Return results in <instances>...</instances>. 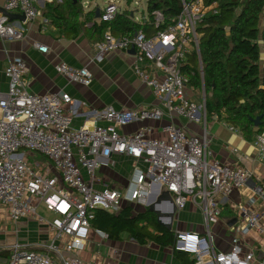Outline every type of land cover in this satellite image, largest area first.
<instances>
[{
    "label": "built area",
    "instance_id": "obj_1",
    "mask_svg": "<svg viewBox=\"0 0 264 264\" xmlns=\"http://www.w3.org/2000/svg\"><path fill=\"white\" fill-rule=\"evenodd\" d=\"M47 1L55 0H4L0 38H22V23L42 17L40 3ZM215 7L216 2L206 5L203 0H181L180 11L168 22L161 11L153 10L151 35L139 29L116 36L106 27L95 43L93 59L99 62L110 51L128 52L133 46V73L171 115L204 125V93L199 103L186 94L187 89L192 94L193 91L182 68L188 55L195 52L202 74L196 29ZM99 10L96 21L109 23L120 7L114 0H107ZM13 11L21 12L24 18L18 20L7 14ZM143 20H149L148 13L140 22ZM37 49L45 52L47 47L37 45ZM55 69L71 83L86 86L92 78L85 66L60 62ZM27 70L21 58L9 60L4 68L7 87L0 91V205L12 221H17L37 216L36 206L42 203L55 215L49 223L53 235L41 250L13 244L5 264H81L79 252L86 246L95 210L117 213L125 204L149 205L156 189L157 195L162 191L170 194L176 211L187 203L201 211L202 232H174V249L191 255L193 264H264L261 188L235 207V223L230 226L235 236L229 247L219 249L214 245L211 226L219 222L223 205L234 191L246 185L252 171L213 158L205 126L201 134H193L168 122L161 126L162 137H153L154 129L149 125L120 132V128L135 121L158 119L161 111L111 106L95 110L89 124L73 126L76 101L64 91H29ZM252 143L259 157L264 158V133H256ZM34 154L44 159L35 161ZM113 155L133 159L130 175L120 186L106 185L97 175L102 167L114 165ZM94 232L100 238L108 237L97 228Z\"/></svg>",
    "mask_w": 264,
    "mask_h": 264
},
{
    "label": "crops",
    "instance_id": "obj_2",
    "mask_svg": "<svg viewBox=\"0 0 264 264\" xmlns=\"http://www.w3.org/2000/svg\"><path fill=\"white\" fill-rule=\"evenodd\" d=\"M3 1L0 0V11ZM60 1L55 0V2ZM40 6L42 17L22 23L25 28L22 38L15 40L0 38V91L6 90L7 87L4 68L8 61L21 58L28 68L25 78L28 81L29 91L38 94L64 91L76 101L73 126H80L84 122L89 124L90 116L94 114V111L107 106L114 109L149 107L161 111L158 119L135 121L120 128V132L129 133L142 125H149L154 129L153 137H162L161 126L168 122L182 126L193 134H201L205 126L213 158L222 163H237L252 171V176L246 185L234 191L229 201L223 205L219 222L211 226L215 247L227 249L231 239L235 236L233 228L230 227V223L235 220V207L254 194L257 188L264 191V158L259 157L258 149L252 140L231 130L229 125L219 120L216 115L208 118L204 125L201 122L188 121L183 117L171 115L163 106L162 101L156 98L151 89L133 73L132 53L122 50L110 51L101 61H95L93 59L94 46L105 28L95 31L92 25L94 23L99 25L96 21L95 9L97 7L100 9L103 5H92L88 2L79 13V21L82 25L74 33L72 32L73 27H60L54 23L53 18H46L43 14L44 3H40ZM91 10L94 14L88 17L86 14ZM122 10L125 9L120 8V12ZM62 12H65L64 6ZM128 15L132 20L140 22V19L133 18L130 11ZM12 16L14 19H22L19 11H13ZM152 33L153 30L146 32L147 35ZM37 45L47 47L46 51H39ZM259 49V64L262 67L264 48L261 41H259ZM60 62L73 67H87L92 73L89 84L85 86L69 82L55 69ZM186 94L190 97L193 95L188 89ZM100 124L105 123L100 122ZM261 133H264V127ZM39 156L40 158H36L34 154V160L44 159L41 155ZM112 159L114 165L102 167L97 171V175L106 185L120 186L130 175L133 159L123 155H113ZM157 191L156 189L151 203H154L161 211L168 210V203L160 198L161 193L157 195ZM128 205L125 204L122 208ZM131 206L139 207L133 204ZM36 214L43 220L40 221L37 216L32 215L12 221L6 208L0 205V264L6 263L10 248L15 243L39 250L44 244L50 243L53 234L49 223L55 215L42 203L37 204ZM95 229L91 225L86 246L79 252L81 264H193L191 255L175 253L170 246H162L154 242L142 244L128 237L126 233H122L119 239L100 238L95 234ZM170 229L174 232L182 229L202 232L203 219L200 209L187 203L184 209L174 214Z\"/></svg>",
    "mask_w": 264,
    "mask_h": 264
},
{
    "label": "trees",
    "instance_id": "obj_3",
    "mask_svg": "<svg viewBox=\"0 0 264 264\" xmlns=\"http://www.w3.org/2000/svg\"><path fill=\"white\" fill-rule=\"evenodd\" d=\"M203 2L206 5L216 2V7L205 14L196 29L202 74L195 52L188 55L182 71L187 74V84L193 92L202 89L205 93L206 119L216 115L252 140L264 127V117L257 127L252 123V118L264 113V65L259 64V41L264 48V0ZM44 7V16L53 18L60 27H73L74 33L82 25L80 0L47 1ZM180 7L181 0H147L149 20L136 22L125 9L109 23H94L92 28L101 31L109 26L117 35L132 34L139 29L148 33L154 30L150 23L153 10L161 11L168 22L178 14ZM93 14L91 10L86 15ZM91 225L105 232L108 238L119 239L126 233L139 243L154 242L170 246L175 253H183L174 249V231L160 224L156 214L148 208L137 211L128 205L118 213L97 209Z\"/></svg>",
    "mask_w": 264,
    "mask_h": 264
},
{
    "label": "rangeland",
    "instance_id": "obj_4",
    "mask_svg": "<svg viewBox=\"0 0 264 264\" xmlns=\"http://www.w3.org/2000/svg\"><path fill=\"white\" fill-rule=\"evenodd\" d=\"M114 1L117 5H119L120 8L131 11L133 14V18L135 20L141 19L142 16H144V18L147 16V0H114ZM88 2L91 3L92 5L97 4L99 6H102L105 2H107V0H80L81 9H84V6H86ZM201 94H202V89L198 91L195 90V92H193V95L191 97L192 100L195 101V103H199ZM36 158H40L39 154H36ZM154 200H156V198H154ZM149 205L139 206V207L135 206L134 209L139 211L141 209L148 208Z\"/></svg>",
    "mask_w": 264,
    "mask_h": 264
},
{
    "label": "water",
    "instance_id": "obj_5",
    "mask_svg": "<svg viewBox=\"0 0 264 264\" xmlns=\"http://www.w3.org/2000/svg\"><path fill=\"white\" fill-rule=\"evenodd\" d=\"M74 2L76 0H73ZM100 13L99 8L97 7L95 9V17H98ZM9 16H12L11 13H7ZM21 18L23 19L24 16L23 14H21ZM128 52L130 53H134L135 49L133 46L130 47V49L128 50ZM264 117V113L263 114H259L257 116H255L254 118H252V123L255 127H257L260 123H261V119ZM160 198L163 199L164 201H166L168 203V210L166 211H161L159 208H157V206L154 203H151L148 207V209L152 212H154L156 214V220L164 225L166 228L170 229L171 226V222L173 219L174 214L176 213V207L175 204L173 202L172 197L170 196V194L167 191H162ZM235 220L232 221V223ZM232 223H230V225H232Z\"/></svg>",
    "mask_w": 264,
    "mask_h": 264
}]
</instances>
